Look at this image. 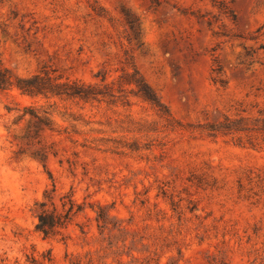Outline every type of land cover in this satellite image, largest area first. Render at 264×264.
Segmentation results:
<instances>
[{"label": "rangeland", "instance_id": "rangeland-1", "mask_svg": "<svg viewBox=\"0 0 264 264\" xmlns=\"http://www.w3.org/2000/svg\"><path fill=\"white\" fill-rule=\"evenodd\" d=\"M0 58L101 91H0V264H264V0H0Z\"/></svg>", "mask_w": 264, "mask_h": 264}, {"label": "trees", "instance_id": "trees-1", "mask_svg": "<svg viewBox=\"0 0 264 264\" xmlns=\"http://www.w3.org/2000/svg\"><path fill=\"white\" fill-rule=\"evenodd\" d=\"M61 77L50 76L46 71H41L30 77H21L16 72L5 65L0 58V91L7 92L14 88L21 91L22 94L30 96L78 98L84 101L97 99L101 91L94 84H86L80 81H60ZM142 94L154 104H159V100L153 91L145 82L139 80ZM140 90V91H141ZM39 118H47L39 112L32 113ZM48 119V118H47ZM41 211L38 213V223L36 229L45 236H49L56 227L66 224L70 220L72 207L66 213H57L56 210L46 209V203L40 202ZM51 259V258H50Z\"/></svg>", "mask_w": 264, "mask_h": 264}]
</instances>
